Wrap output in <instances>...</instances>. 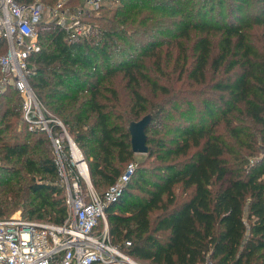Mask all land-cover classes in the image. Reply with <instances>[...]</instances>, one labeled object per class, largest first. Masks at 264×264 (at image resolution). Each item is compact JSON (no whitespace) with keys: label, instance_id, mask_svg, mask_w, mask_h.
<instances>
[{"label":"trees","instance_id":"trees-1","mask_svg":"<svg viewBox=\"0 0 264 264\" xmlns=\"http://www.w3.org/2000/svg\"><path fill=\"white\" fill-rule=\"evenodd\" d=\"M119 2L75 40L38 25L28 80L64 126L31 130L20 91L1 87L0 219L23 205L64 223L53 137L75 171L74 139L104 195L136 154L130 124L149 115L147 158L105 209L112 242L149 264H264V0Z\"/></svg>","mask_w":264,"mask_h":264},{"label":"built area","instance_id":"built-area-1","mask_svg":"<svg viewBox=\"0 0 264 264\" xmlns=\"http://www.w3.org/2000/svg\"><path fill=\"white\" fill-rule=\"evenodd\" d=\"M68 1L58 0L54 7H47L42 0H0V38H5L8 43L7 51L0 56V66L6 74L0 84L11 83L20 91L24 98V120L30 129H46L50 134V121L64 125L59 119L45 115L28 80L34 69L29 58L41 49L38 25L55 22L66 29L69 40H75L92 32L91 23H87L83 15L102 6V0H84L80 7L67 6ZM48 8L52 13L46 17ZM70 137L68 134L71 142ZM53 141L59 172L69 189L68 217L62 224L23 216L0 219V264H140L112 242L105 210L109 203L118 200L136 165L128 164L118 182L100 195L87 177L89 168L82 151L80 159L86 163V173L79 164V173L72 168L68 173L63 165L61 140L53 137ZM71 148L75 152L73 143ZM82 178L87 181V192L82 186ZM126 244L130 245L131 241Z\"/></svg>","mask_w":264,"mask_h":264},{"label":"rangeland","instance_id":"rangeland-1","mask_svg":"<svg viewBox=\"0 0 264 264\" xmlns=\"http://www.w3.org/2000/svg\"><path fill=\"white\" fill-rule=\"evenodd\" d=\"M42 1H44L46 4H47V7H54L56 4H57V2H58V0H42ZM79 0H77L76 2H78ZM120 2H119V0H102V6H115V5H118ZM82 4V2H78L76 5H74V6H79V5H81ZM102 6H100L98 9H95V10H90V11H88V12H86L84 15H83V19L87 22V23H91L92 24V22L93 23H96V25L97 24H99V22L95 19V17H93V15L95 14H100V9H101V7ZM49 9V8H48ZM46 14H45V16L46 17H48L49 16V14H51L52 12H50L49 10L47 11L46 10V12H45ZM92 17V18H91ZM91 30H93V25H92V29ZM5 53V52H4ZM2 55V54H1ZM0 55V56H1ZM117 75H119V79H118V81H117V83H118V85H119V87L122 89V90H124V91H126V89H124L123 88V86H124V80H123V78H122V72L121 73H118ZM7 86L8 85H4V84H0V87H4V88H7ZM149 86H147L146 85V87L144 88L145 89V92H148L149 94H150V92H149ZM24 101V100H23ZM146 114H149V113H144L143 114V116L144 115H146ZM148 116L149 115H147V116H145L144 118H142L141 120H138V121H133L131 124H130V127L132 128V130H135L136 128H138V127H143L144 126V124L146 123V121L148 120L147 118H148ZM60 120V119H59ZM61 121V120H60ZM71 139L74 141V139L71 137ZM75 142V141H74ZM70 144H72L71 142H70ZM75 144L77 145V143L75 142ZM78 146V145H77ZM70 152H71V162L73 163V165L76 167V171L79 173V168H78V161L76 160V158H75V153H74V150H72V148H71V150H70ZM146 153H136L135 154V156H134V159L132 160V162L131 163H133L134 165H138V164H140L141 162H143L144 160H146ZM76 160V161H75ZM81 161V160H80ZM63 165H64V163H63ZM128 166V165H127ZM67 168V167H66ZM127 168V167H126ZM67 170H68V168H67ZM68 173H70L69 172V170H68ZM64 181H65V179H64ZM86 181V180H85ZM91 183H92V181H90ZM86 183H87V181H86ZM93 185V184H92ZM67 186V185H66ZM87 186H88V184H87ZM2 188L0 187V190H1ZM68 193H69V189H68V186H67V203H68ZM24 206L22 205L20 208H18V209H16L14 212H11V213H7L6 214V216H9L8 218H10V217H16V216H25V214H24ZM25 218V217H24ZM135 260H137V259H135ZM140 264H149L148 262H146V261H143V260H137Z\"/></svg>","mask_w":264,"mask_h":264},{"label":"water","instance_id":"water-1","mask_svg":"<svg viewBox=\"0 0 264 264\" xmlns=\"http://www.w3.org/2000/svg\"><path fill=\"white\" fill-rule=\"evenodd\" d=\"M149 117L148 116V120L146 121V123L144 124L143 127H138L135 130H132L131 128V132H132V141H133V149L135 151V153H146L148 150V146H147V135L145 132V127L149 121ZM71 138V137H70ZM71 142L73 143L74 147L81 152L80 148L75 144V142L71 139ZM87 177L89 178V180L91 181V177H90V172L88 170V175Z\"/></svg>","mask_w":264,"mask_h":264},{"label":"bare ground","instance_id":"bare-ground-1","mask_svg":"<svg viewBox=\"0 0 264 264\" xmlns=\"http://www.w3.org/2000/svg\"><path fill=\"white\" fill-rule=\"evenodd\" d=\"M75 158H76V160L79 162L78 164H79V167H80V169L84 172V173H86V163H84V162H82V161H80L81 159V153L76 149L75 150Z\"/></svg>","mask_w":264,"mask_h":264},{"label":"crops","instance_id":"crops-1","mask_svg":"<svg viewBox=\"0 0 264 264\" xmlns=\"http://www.w3.org/2000/svg\"><path fill=\"white\" fill-rule=\"evenodd\" d=\"M31 1V0H30ZM77 0H69L68 2H67V6H72V7H80V6H82V4H84V0H79L78 2H82V4L81 5H79V6H74V5H76L78 2H76ZM49 9H47V11H48ZM50 15V14H49ZM5 39V38H4ZM7 41V40H6Z\"/></svg>","mask_w":264,"mask_h":264}]
</instances>
